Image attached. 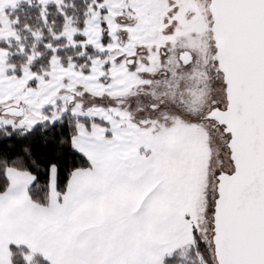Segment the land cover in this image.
Here are the masks:
<instances>
[{
    "label": "snow or ice",
    "instance_id": "1",
    "mask_svg": "<svg viewBox=\"0 0 264 264\" xmlns=\"http://www.w3.org/2000/svg\"><path fill=\"white\" fill-rule=\"evenodd\" d=\"M0 264H264V0H0Z\"/></svg>",
    "mask_w": 264,
    "mask_h": 264
}]
</instances>
